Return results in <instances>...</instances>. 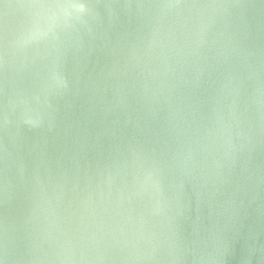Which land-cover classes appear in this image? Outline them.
<instances>
[{"label":"water","instance_id":"obj_1","mask_svg":"<svg viewBox=\"0 0 264 264\" xmlns=\"http://www.w3.org/2000/svg\"><path fill=\"white\" fill-rule=\"evenodd\" d=\"M0 264H264V0H0Z\"/></svg>","mask_w":264,"mask_h":264}]
</instances>
